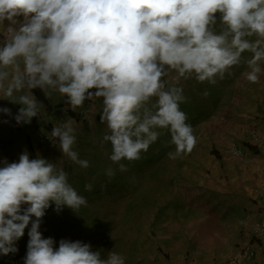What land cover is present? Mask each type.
Returning a JSON list of instances; mask_svg holds the SVG:
<instances>
[{"label":"clouds","instance_id":"obj_1","mask_svg":"<svg viewBox=\"0 0 264 264\" xmlns=\"http://www.w3.org/2000/svg\"><path fill=\"white\" fill-rule=\"evenodd\" d=\"M246 52L243 76L257 83L264 75V0H0V99L21 105L17 124L38 116L35 88L46 95L58 91L72 110L101 97L100 121L109 130L103 139L121 171H127L122 160L140 159L157 141L158 129H167L175 145L169 158L191 152L197 137L181 110L179 78L215 84L233 74ZM169 70L176 72V83L165 79ZM85 109L71 114L77 122L88 120L80 114ZM0 113L11 110L0 107ZM50 124L46 144L39 145L58 146L88 168L89 160L74 149V122L58 118ZM261 140L254 146L250 137L241 148L258 153ZM68 175L27 151L16 161H0V255L17 253L28 228L24 264H126L122 254L109 251L102 258L81 240L61 239L54 247V238L40 231L53 205L59 212L87 204Z\"/></svg>","mask_w":264,"mask_h":264},{"label":"rangeland","instance_id":"obj_2","mask_svg":"<svg viewBox=\"0 0 264 264\" xmlns=\"http://www.w3.org/2000/svg\"><path fill=\"white\" fill-rule=\"evenodd\" d=\"M222 27L218 25L217 30ZM244 53L232 75L215 84L194 76L179 78L185 97L181 110L187 115L197 143L176 159L167 129L138 160H122L127 171L110 160L111 143L103 139L106 123L74 125V149L82 168L59 150L39 154L24 142L0 149V161H16L27 151L52 161L68 172V180L84 195L87 204L77 211L53 205L42 218L40 231L59 246L61 239L81 240L99 250L102 258L116 251L126 264H219L234 249L237 219L247 214L256 188L264 182V157L246 151L242 161L230 156L229 147L250 143L249 131L264 123V75L257 83L247 81ZM176 72L165 78L176 83ZM108 169L113 175L108 176ZM91 185V191L85 189ZM30 227V225H29ZM17 241L18 252L0 255V264H24L27 235Z\"/></svg>","mask_w":264,"mask_h":264},{"label":"crops","instance_id":"obj_3","mask_svg":"<svg viewBox=\"0 0 264 264\" xmlns=\"http://www.w3.org/2000/svg\"><path fill=\"white\" fill-rule=\"evenodd\" d=\"M32 91L38 99L40 111L38 116L33 117L27 123L17 124L14 119L21 105L0 99V107H7L11 110L10 115L0 113V149L3 147L5 149L7 145L12 146L15 142H24L25 144L27 143V146H32L39 154L49 150H59L61 152L58 146L42 148L39 145V140L48 134L47 130L50 126L47 128V125L52 124L58 118H62L64 121L71 119L74 125L93 123V121L96 123L101 122L100 115L103 109V98L101 97H93L91 100H86L82 106L72 110L66 98L56 90H49L47 95L39 88H35ZM80 108H86L85 110L89 117L86 122H77L69 113V111L75 112ZM257 128L263 139L260 154L264 157V123H259ZM253 199L254 202H248L246 206L247 214L237 219L236 235L233 240L235 247L228 256V258H238L239 264H264V238L256 240L252 235L255 224L260 221L264 222V197L260 198L255 194Z\"/></svg>","mask_w":264,"mask_h":264},{"label":"built area","instance_id":"obj_4","mask_svg":"<svg viewBox=\"0 0 264 264\" xmlns=\"http://www.w3.org/2000/svg\"><path fill=\"white\" fill-rule=\"evenodd\" d=\"M91 91H93V90H91ZM86 113H87L86 110H81L80 114H81L82 118L86 117ZM249 135L251 137L252 144L254 146H259L260 143L262 142V140H261V137H260L259 133L257 132V130L255 128H252L249 131ZM46 141H47L46 139H40L41 143L46 144ZM229 154L232 157L237 158L239 160H244L246 157L245 151L241 147H238L235 145H232L229 147ZM256 194L260 198L264 197V184L256 189ZM252 235L256 240H261L264 238V222L263 221H260V222L255 224V226L253 227V230H252ZM246 250H248V248H246ZM250 254H251V252H250ZM221 264H239V260H238V258L232 257V258L225 260Z\"/></svg>","mask_w":264,"mask_h":264},{"label":"trees","instance_id":"obj_5","mask_svg":"<svg viewBox=\"0 0 264 264\" xmlns=\"http://www.w3.org/2000/svg\"><path fill=\"white\" fill-rule=\"evenodd\" d=\"M69 113L73 114V112L69 111Z\"/></svg>","mask_w":264,"mask_h":264}]
</instances>
